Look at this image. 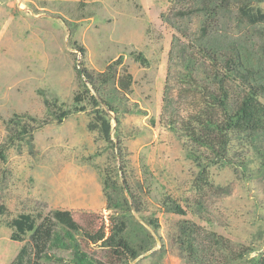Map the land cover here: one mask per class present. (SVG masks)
I'll return each mask as SVG.
<instances>
[{
	"label": "rangeland",
	"instance_id": "1",
	"mask_svg": "<svg viewBox=\"0 0 264 264\" xmlns=\"http://www.w3.org/2000/svg\"><path fill=\"white\" fill-rule=\"evenodd\" d=\"M211 3L0 0V150L5 155V160L0 158V205L5 207L0 212V264H10L25 243L10 238V221L21 212L38 215L67 208L107 213L101 205L96 210L82 206L96 192L102 195L87 157L104 144L87 131L89 115L72 112L57 123L48 116L40 90L71 109L78 90L75 67L85 61L100 72L116 59L133 75V92L125 104L131 111H121L122 130L131 134L125 139L130 183L146 212L154 211L158 217L164 243L151 257L144 256L148 251L130 264H191L177 244L181 218L160 204L165 193L193 206L184 218L203 229L197 243L206 264L229 263L211 246L207 231L228 238L234 251L242 245L251 248L247 258L264 253V176L247 180L230 167L213 166L211 185L199 194L194 187L197 167L168 126L171 116L185 120L200 108L202 84L212 88L211 54L237 44L264 73V22L244 20L240 0L226 6ZM251 3L264 9V0ZM74 41L85 47L84 56ZM138 52L147 64L134 58ZM13 112H28L49 122L33 130L30 142L11 143L4 120ZM111 126L114 129V119ZM106 156L94 160L103 163ZM55 254L64 261L45 264H69L68 252Z\"/></svg>",
	"mask_w": 264,
	"mask_h": 264
},
{
	"label": "trees",
	"instance_id": "2",
	"mask_svg": "<svg viewBox=\"0 0 264 264\" xmlns=\"http://www.w3.org/2000/svg\"><path fill=\"white\" fill-rule=\"evenodd\" d=\"M210 1L215 7L226 6L230 0ZM238 9L247 22H264V9L251 0H240ZM73 45L85 55L83 45L77 41ZM134 58L147 64L141 52ZM210 60L214 66V84L212 88L200 86V108L185 120L171 116L168 123L181 139L186 157L197 167L194 187L199 194L211 185L210 168L213 166L230 167L247 180L264 176V73L257 61L237 44L228 45L223 53L211 54ZM121 64L116 59L102 71L95 72L85 61L80 62L75 67L78 90L73 95L71 109L64 108V103L40 90L48 116L57 123L72 112L89 115L86 129L103 142L104 147L87 157V161L98 174L107 213L55 208L46 214H17L10 221V238L16 243L24 240L25 243L10 264L63 262V257L55 254L56 250L69 253V264H130L148 251L150 253L144 256L151 257L164 248L158 217L154 211L146 212L142 197L130 183L125 139L131 134L122 130L121 111H131L125 104L133 92V75ZM48 120L28 112H13L4 120L9 131L7 139L11 143L30 142L33 130ZM103 154L107 155L105 162L94 160ZM0 158L5 160L2 150ZM160 204L164 210L181 218L177 221L176 237L181 254L188 263L206 264L197 243L203 229L184 218L193 206L184 204L171 193L163 194ZM4 210L0 205V212ZM206 233L211 246L224 254L228 264H264V253L247 258L251 248L242 245L234 251L228 238L216 231ZM158 239L160 247L155 249Z\"/></svg>",
	"mask_w": 264,
	"mask_h": 264
},
{
	"label": "crops",
	"instance_id": "3",
	"mask_svg": "<svg viewBox=\"0 0 264 264\" xmlns=\"http://www.w3.org/2000/svg\"><path fill=\"white\" fill-rule=\"evenodd\" d=\"M103 194H99L98 192H96L95 194H93L92 199H88V200H84L82 202V206L87 210H96L99 209V207L104 206L105 207V198L102 197ZM98 201V202H97ZM101 205V206H100Z\"/></svg>",
	"mask_w": 264,
	"mask_h": 264
}]
</instances>
